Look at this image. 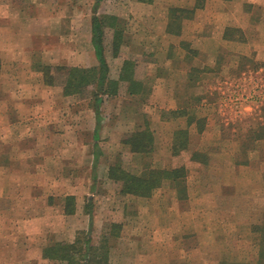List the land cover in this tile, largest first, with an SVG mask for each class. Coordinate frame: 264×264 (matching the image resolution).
Returning <instances> with one entry per match:
<instances>
[{
	"label": "crops",
	"instance_id": "obj_1",
	"mask_svg": "<svg viewBox=\"0 0 264 264\" xmlns=\"http://www.w3.org/2000/svg\"><path fill=\"white\" fill-rule=\"evenodd\" d=\"M108 2H101L97 13L93 8V17L101 16ZM55 7L48 0H0V264H57V260L44 257V250L64 236L67 243H73L76 232L90 231L92 217L88 204L83 206L85 195L89 203L92 190L111 183L105 171L99 174L106 153V148L98 145L101 114L98 118L91 109L76 113L75 97L64 95L58 82L50 83L44 70L58 67L60 62L82 69L98 66L92 43L93 17L83 14L80 22L81 17L60 14ZM124 7L128 16L115 15L120 17L117 24L124 30V44L113 56L122 63L113 77L106 57L109 76L119 81L124 62L134 64L131 85L137 92L129 94V83L120 82L118 95L126 86L131 98L143 99L153 135L147 154L124 147L130 159L139 163L132 164L133 172L129 173L140 177L150 170L172 173L183 169V175L165 178L149 197H122L127 203L122 208V199L114 192V208L121 209L128 223H114L115 230L131 234L118 239L115 248L131 243L138 250L130 252V257L123 253L120 262L264 264V228H260L264 226H248L249 233L259 236L257 242L244 247L235 238L215 240V236H208L215 231L234 232L224 223H230L236 211L238 198L232 181L236 167L229 154L224 155L226 146L222 143L192 146L193 128L202 136L213 120L212 115L204 114L209 111L205 109L208 103L197 91L208 88L217 73L230 70V60L219 66V55L240 54L235 43L248 42L245 35L250 41L252 24H261L264 29V0H130ZM173 11H178L177 16ZM80 23L84 29L86 23V48L76 39ZM127 44L131 53L123 57ZM241 55L250 56L247 52ZM178 131L188 132L190 144L176 155L174 135ZM124 134L116 136L121 140ZM152 154V160H143ZM182 154H189V165L178 160ZM242 165L236 171L239 175L246 172L243 180L248 177L251 184L255 175V181L264 186V157L248 158ZM212 183H218L216 190L207 189ZM69 197L74 198L71 203L76 208H83L82 215L66 212ZM164 201H172L174 207L165 208ZM148 202L152 208L141 211ZM132 204L137 210L129 207ZM256 204L264 205V193ZM157 208H163L164 217L169 218L162 227L133 225L137 213L140 216ZM261 211L256 208L250 215ZM212 215L222 220L211 226L201 222L204 216ZM171 216L177 218L173 223ZM102 226L99 221L100 230ZM158 233L163 237L158 238ZM243 248L250 251H239ZM236 254L240 259H235Z\"/></svg>",
	"mask_w": 264,
	"mask_h": 264
},
{
	"label": "rangeland",
	"instance_id": "obj_2",
	"mask_svg": "<svg viewBox=\"0 0 264 264\" xmlns=\"http://www.w3.org/2000/svg\"><path fill=\"white\" fill-rule=\"evenodd\" d=\"M48 1L52 3L53 6H57L54 8L57 11L60 9V14L63 13L64 15L74 16L77 18L81 17L80 22H82L81 20L83 14H90L93 17L95 0ZM107 1L110 2H108L106 6H103V8H105L103 9L101 16H112L119 19L120 17L129 15L128 9L124 6H127L130 3V0ZM117 3H119L120 6L119 4L117 6ZM114 6L116 8H114ZM88 8H90V10H88ZM115 15H118L120 17ZM120 27L121 26L119 25V28ZM77 29L79 38L76 39H79V41L81 40V44L83 43L85 45L86 38L83 35L86 34V23L85 29L83 28L82 23L78 25ZM250 29H252L250 34V41L246 40L245 35V41L248 42L238 41L235 43V51H240V54L235 53V56L233 57L226 56V53H221L219 55V66H225L227 61L230 60V66H228L230 67V70L222 73H217L216 76L211 79L212 82L208 84V88H200L197 91L199 94L206 98L205 104L208 103L205 109L208 107L206 111H209L204 112V114L208 113L209 115H212L213 120L211 123H208L209 125L207 124L202 136L197 135V132L194 131V128L193 132L195 133L192 132V146L205 147L210 143H222L226 146L224 155L229 154V158H232V161H234L235 163V175L232 181L235 185L234 193L238 198L236 200V211L234 214V218L230 221V223H224L225 225L228 224L229 226H232L234 232L228 235V231H222V233H220V231H215L214 234L209 233L208 236H215V240L235 238V240L240 241L241 247L248 246L250 244L252 245L258 241L257 238L259 235L256 234V236L253 233H249V227L252 228L253 226H256L255 228L258 229L257 226H264V205L261 204L260 207H258L256 204V201L259 200V195L261 193H264L263 184L261 182L259 183L258 180L255 181V178H258L255 175H252L254 178H252V183L250 184L248 177L243 180V178L247 175L245 171L242 172L241 175H239L236 171L237 168H243L242 164H244L248 158H252V160H258L264 157V56H262L264 55V51L261 52V50H264V29L261 24H259V26L258 24H252L249 30ZM114 31H116L115 28L111 26L106 27L105 53L110 64L113 77L118 75L117 72H119L118 69L120 68V62L122 63V60L115 61L113 57L114 53L112 43L114 40ZM237 36L243 39L242 34H237ZM257 38H259L260 41H258L259 39L257 40ZM244 44L245 46L249 44V47L246 48L245 46H242ZM75 45L77 46V42ZM84 47L86 48V45ZM220 50L226 52L223 49ZM245 52H247L250 56L241 55ZM130 53L131 45L127 44V46L122 49L121 54L123 57H129ZM51 67L53 68L52 74L54 81L58 82L60 87L63 86L64 92V82L67 78V70L77 67L67 66L65 62H60L58 64V67ZM92 68H95V66L88 69L90 70ZM120 92H122V95L117 94V97H115L116 95L110 96L109 94H104L103 92L97 91L94 85L91 84L88 85L85 89H81L74 95H68L75 97L74 99L76 103V113L78 114L83 111L86 112L88 111V109H91V112L95 113V95H97L101 100L102 104L99 108V112L101 114L100 117L102 120V130L100 142L98 145L102 149L106 148V153H103V164L102 166H100L99 174L102 175L105 171V174L107 173L108 178L110 167L117 163L121 165L122 169L128 173L129 171L133 172L132 164H135V166L139 165V163H137L135 160L130 159V154L124 148L128 146L124 143H121V141H125L126 139L130 138L134 133L145 132L147 131V129H149V131L151 130L150 121L146 117L149 115L148 109L147 107H145L144 103H142L143 99L141 97H139L140 99L131 98L127 94L126 86H124L123 88L121 87ZM242 98L246 102L244 105L239 104V101H237V99ZM237 104L239 108H236ZM199 112L203 113L202 111ZM201 113H199V115ZM116 124L118 130H116ZM131 127L132 129L130 130ZM118 132L125 133L121 140L118 138V135L116 136ZM116 144H118L119 147H123L124 149L120 148V150H118ZM128 149L131 152L129 147ZM152 155L153 156L151 157L149 155L143 156V160L149 162L153 159L155 154ZM188 155L189 154H182L181 157L178 158V160H180V162L186 161L189 165ZM211 160H214V158H212ZM245 167L246 166H244V168ZM109 180L111 182L109 185L103 184L101 188L98 187L97 189H94L90 192L92 198L89 203V197L88 195H85V203L83 206L85 207V205L88 204V209H90L92 217V228L90 230L91 232H87H90L92 247L100 248L103 244L107 249L109 264H122V262L120 261L123 253L124 257L126 255L130 257V252L134 253L135 251V253H137L138 250L134 249L131 246V243H126V245L124 243L123 247H119L118 249H116L115 245L116 243H118V239H120L122 236L129 238L131 234H126V232H124V234H122V232L111 233L112 230L110 229L112 227L110 226H112V224L114 223L120 224L121 222L123 226L128 224L125 223V218L123 220V213L120 209L122 207H126L124 203L127 204L125 199H123L122 197L130 195V198L134 195L123 194L120 183H116L110 178ZM216 184L212 183L211 185H208L207 189L216 190ZM252 184L254 185L252 186ZM114 192H116L118 199H122V204H120L119 202V205H121L120 208H114L116 204ZM150 203L151 202H148L147 204L145 203L144 205H142L141 211L146 208H152V206H150ZM163 204L166 205L165 208L174 207L172 201L169 203L164 201ZM132 205L133 206L129 207L132 209H136L137 205ZM249 208H251V210L260 208V210L262 211L251 216V210L249 211ZM75 212H79V215H82L83 208L80 206L79 209H75ZM136 215L137 217L133 225H140V227H143L142 225L146 224L155 227H162L164 225V220H169V218H166V216L164 217L165 211H163V208H157L156 212L144 211L140 216L139 213H137ZM128 216H131V214L128 213ZM175 219L177 218L171 216L172 223L175 221ZM80 220L81 218H79V221ZM129 220L132 219L129 218ZM218 220L221 221L222 218L212 215L211 217L204 216L201 219V222L204 223V225L210 224L211 226L215 225ZM99 221L103 222L101 230L98 227ZM131 223H133V221ZM260 228L263 229L264 227ZM261 235L264 238V232L261 233ZM65 237L66 236H64L63 238ZM79 237L83 238L84 236H80V234L76 232L73 243H75ZM145 237L146 236H144L143 238ZM157 237L162 238L163 236L161 233H158ZM63 238L61 239L62 241L58 243L73 244L71 242L67 243ZM69 239L71 240L70 236ZM239 251L249 252L250 249L243 248ZM234 257L235 259H240L238 258L237 254ZM57 264L67 263L58 262Z\"/></svg>",
	"mask_w": 264,
	"mask_h": 264
},
{
	"label": "trees",
	"instance_id": "obj_3",
	"mask_svg": "<svg viewBox=\"0 0 264 264\" xmlns=\"http://www.w3.org/2000/svg\"><path fill=\"white\" fill-rule=\"evenodd\" d=\"M104 0H96L94 10L97 13L98 7ZM146 1V0H142ZM152 1V0H149ZM178 11H173L174 16H177ZM118 19L112 16H98L94 15L92 18V43L95 49V54L99 65L92 69H79L71 68L67 70V78L64 82V93L66 96L74 95L81 89H85L88 85H94L97 91L115 96L119 93V83H129L128 93L133 94L137 92V87H133L134 64L131 61H125L119 81L110 79V69L105 56V36L106 27L111 26L115 28L114 40L112 43L114 57L119 54V51L124 44L123 28H119L117 24ZM47 80L55 84L53 78V68L47 66L44 68ZM133 92V93H132ZM95 113L99 118V108L101 106L100 98L95 95ZM153 143V135L147 129L145 132H138L131 135L130 138L124 141V144L129 145L133 152L147 154ZM189 145V136L187 131H178L174 135V149L176 155L177 150ZM183 169L174 170L168 173L164 170H150L146 171L142 176L137 177L124 171L118 163L111 166L109 170V178L116 183H120L123 194H133L142 197H149L153 191L160 187L161 181L167 177H178L179 174L183 175ZM171 175V176H170ZM74 198H68V205L66 212L72 214L75 212V205L71 202ZM115 224H112L111 233H118L115 230ZM91 232V231H90ZM90 232H80L78 240L73 244L56 243L49 245L44 250V257L48 259L57 260L58 262H66L67 264H109L107 249L102 246L100 248L92 247ZM106 242V241H105ZM107 243V242H106ZM264 254V247L262 248Z\"/></svg>",
	"mask_w": 264,
	"mask_h": 264
},
{
	"label": "built area",
	"instance_id": "obj_4",
	"mask_svg": "<svg viewBox=\"0 0 264 264\" xmlns=\"http://www.w3.org/2000/svg\"><path fill=\"white\" fill-rule=\"evenodd\" d=\"M243 98H245V97H243ZM237 99V101H239V104H241V105H244L246 102H245V100L244 99ZM244 101V102H243ZM243 103V104H242ZM236 108H239V106H238V104L236 105Z\"/></svg>",
	"mask_w": 264,
	"mask_h": 264
}]
</instances>
